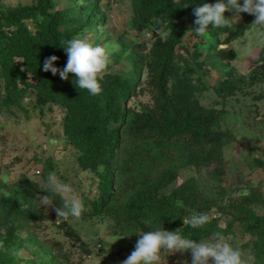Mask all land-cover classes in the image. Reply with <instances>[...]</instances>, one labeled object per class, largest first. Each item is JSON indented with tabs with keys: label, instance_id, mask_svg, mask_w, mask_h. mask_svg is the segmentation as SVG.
<instances>
[{
	"label": "rangeland",
	"instance_id": "1",
	"mask_svg": "<svg viewBox=\"0 0 264 264\" xmlns=\"http://www.w3.org/2000/svg\"><path fill=\"white\" fill-rule=\"evenodd\" d=\"M37 1L0 0V13L32 6ZM86 1L53 0L55 9H75L69 18L71 24L79 21L82 7L89 3ZM243 2L239 0L241 5ZM90 9L91 22L78 28L70 39L80 38L94 46L106 47L111 58L108 73L125 77L132 72L133 60L139 61L142 72L127 105L133 111L154 108L158 88L149 81L147 65L153 43L163 34L156 31L155 24L136 26L130 0H98ZM225 16L231 27L209 25L208 37L188 29L174 50L182 100L194 102L203 110H213L218 119L215 128L231 135L229 142L222 144L221 159L216 157L212 161V166L217 165L223 172L213 175L205 165L198 168L182 164L187 150L180 145H170L167 152L152 161L142 158L147 170L155 174L156 169L177 165L178 176L163 189L172 191L182 182H192L196 191L188 199L195 201V206H207L208 214L217 218L220 227H225L233 217V232L224 236L233 247L238 246L245 253L251 251L255 264L258 261L264 264V258L255 254L256 237L241 230L248 209L264 215V62L259 60L264 27L253 25L255 16L249 13L230 9ZM192 21L193 12L187 10L185 24L189 26ZM62 29L67 30L64 26ZM146 29L151 31V38L145 37ZM230 29L242 33L226 43L224 39ZM229 47L234 49L235 59L221 60L217 49ZM229 75L231 83L219 90L220 83ZM2 83L0 78V90ZM171 83L168 82V87ZM22 103V108L0 104V197L17 188L26 195L18 202L27 213L21 217L23 224L10 242L12 253H21L19 257L12 254L15 264H122L126 250L136 244L139 234L175 231L170 223H157L153 229L127 224L120 228L110 213L88 215L84 198L97 197L99 177L80 166L77 150L64 137L62 109L51 103L36 105L33 95ZM136 147V142L130 140L119 156L126 153L128 156ZM256 160L261 164L255 165ZM50 172L71 185L73 193L82 200L84 211L79 219L70 217L57 222L53 208L40 206L37 198L48 194L43 188ZM126 179L128 174L120 177L122 181ZM248 196L252 197L250 204ZM56 197L54 205L58 207ZM195 206H190L186 218L201 213ZM4 236L5 230L0 226V248ZM191 259L190 251L163 252L161 264H191Z\"/></svg>",
	"mask_w": 264,
	"mask_h": 264
},
{
	"label": "trees",
	"instance_id": "2",
	"mask_svg": "<svg viewBox=\"0 0 264 264\" xmlns=\"http://www.w3.org/2000/svg\"><path fill=\"white\" fill-rule=\"evenodd\" d=\"M82 1V0H77ZM215 0H130L133 19L138 28L164 25L165 31L158 36L150 50L148 63L149 81L158 88L154 108L133 111L128 99L135 94L136 83L142 72L139 61L133 60V69L125 77L108 73L100 81L102 93L91 96L87 90L78 89L74 84L75 75L69 73L67 81L50 71H43V64L52 55L59 59L54 66L62 69L67 63L63 47L73 33L92 20L91 9L98 0H87L82 7L79 21L69 23L75 9H55L53 0H38L32 6L0 13V104L10 108L23 107V100L34 96L36 105L47 103L58 105L63 112L62 127L67 141L77 150L78 162L99 177L96 198H84L88 215L110 213L120 228L122 224L153 229L157 223L173 224L180 229L184 238L207 241L214 233L227 235L233 232L232 217L220 227L217 218L203 228L193 229L184 225L183 219L195 206L188 195L196 191L192 182H182L170 195L162 194V189L172 182L177 174V165L163 170L148 171L142 157L151 161L160 158L169 146L185 147L182 164L200 168L207 166L210 174L223 172L212 161L221 159L222 144L229 142L231 135L219 131L215 124L217 114L213 110H203L195 103L183 101L177 80L178 64L174 61V50L182 35L195 25L185 24L186 11H192L203 3ZM90 9L89 13L86 10ZM79 13V12H78ZM161 23H157V22ZM67 30H63L62 27ZM195 30V29H194ZM242 32L228 31L224 41L230 43ZM221 60L231 61L236 57L234 49L219 48L216 51ZM259 60L264 62V46ZM31 73V76H29ZM231 74V73H230ZM230 75L220 83L224 90L231 80ZM172 81L168 87V82ZM110 122L115 127L109 128ZM134 140L135 150L119 156L126 150L127 143ZM128 152V151H127ZM255 165L261 161H254ZM128 174V179L120 177ZM119 178V179H118ZM122 181V182H120ZM121 183L124 185L122 186ZM119 185V187H118ZM118 189H117V188ZM20 188L0 197V226L5 230L3 246L0 248V264H15L10 242L15 231L23 224L21 217L27 211L18 200L25 198ZM60 206V197L57 196ZM252 197H247L250 204ZM196 210L208 213L207 206L196 205ZM242 232L256 237L254 250L257 257L264 258V215L248 209L242 222ZM130 246L123 257L125 260L134 250ZM261 261L256 262L260 264Z\"/></svg>",
	"mask_w": 264,
	"mask_h": 264
},
{
	"label": "clouds",
	"instance_id": "3",
	"mask_svg": "<svg viewBox=\"0 0 264 264\" xmlns=\"http://www.w3.org/2000/svg\"><path fill=\"white\" fill-rule=\"evenodd\" d=\"M234 9L237 13L245 12L255 16L253 25L264 27V0H218L215 4L203 3L193 9L195 16L194 28L198 36H209V25L212 28L231 27L230 20L225 16L226 11ZM161 23V22H157ZM163 34V24L156 29ZM146 38H151V31L145 30ZM67 54V63L60 69L54 66L59 59L52 55L47 57L43 64V71L51 72L54 76L59 74L62 80L67 81L69 73L75 75L74 84L78 89L87 90L95 97L99 96L103 89L100 81L108 74L111 64L110 54L106 47L94 46L88 41L80 38H73L64 42ZM31 76V73H29ZM115 127L110 122L109 128ZM48 194L39 196L40 206L53 208L57 215V222L68 220L70 217L79 219L84 211L82 200L73 193L71 185L59 180L55 173H49L46 180V187L43 188ZM162 194L170 195V191L162 189ZM7 196V194L5 193ZM60 197V206L54 205L53 197ZM212 220L208 213H193L189 218L183 219L184 225L193 229L203 228ZM191 252V264H255V257L248 251L245 253L240 247H233L227 238L216 232L211 240H196L184 238L180 229L175 231L155 230L139 234L134 250L122 262V264H161L162 253ZM19 257L21 253L13 252Z\"/></svg>",
	"mask_w": 264,
	"mask_h": 264
}]
</instances>
